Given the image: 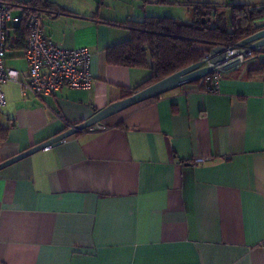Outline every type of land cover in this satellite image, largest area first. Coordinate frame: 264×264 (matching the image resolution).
<instances>
[{"label":"crops","instance_id":"1","mask_svg":"<svg viewBox=\"0 0 264 264\" xmlns=\"http://www.w3.org/2000/svg\"><path fill=\"white\" fill-rule=\"evenodd\" d=\"M157 1L47 0L44 33L87 49L90 85L23 97L6 82L0 162L137 92L151 70L109 66L105 52ZM11 33L5 67L24 81ZM261 66L264 48L222 70L215 92L184 85L2 169L0 264H264V74L249 76Z\"/></svg>","mask_w":264,"mask_h":264},{"label":"trees","instance_id":"2","mask_svg":"<svg viewBox=\"0 0 264 264\" xmlns=\"http://www.w3.org/2000/svg\"><path fill=\"white\" fill-rule=\"evenodd\" d=\"M6 2V1H5ZM158 0L157 3H164ZM9 4L12 9L23 8L21 20L8 26L16 41L14 51H23L28 35L27 17L40 15L48 8L47 0H29ZM191 4V3H190ZM192 24H182L170 17L146 16L141 20H127L123 25L129 30L127 41L108 48L105 52L109 66L149 69L151 76L134 91L144 88L200 61L203 53L216 46H232L250 36L254 21L264 16V8L248 10V6H230L229 16L218 12L208 3L196 4ZM205 10V12L203 11ZM211 13H214L212 16ZM204 19L202 23L201 19ZM264 28L262 25L259 29ZM257 30V29H256ZM264 74V67L249 71V76ZM199 80V81H203ZM127 93V96H130ZM8 130L0 122V144L6 141Z\"/></svg>","mask_w":264,"mask_h":264},{"label":"built area","instance_id":"3","mask_svg":"<svg viewBox=\"0 0 264 264\" xmlns=\"http://www.w3.org/2000/svg\"><path fill=\"white\" fill-rule=\"evenodd\" d=\"M22 13L23 8L19 9ZM12 7L0 0V109L6 105L3 85L6 82H14L19 86L21 96H50L59 92L63 87L69 89H88L90 85L89 64L91 55L86 48L66 49L55 45L44 33L40 15L31 14L27 17L26 25L28 35L25 40L23 59L27 67V78L18 80L15 70L5 67L6 56L10 51V39L8 26L10 25ZM20 17L13 20L16 24ZM253 28V32H255ZM252 32V33H253ZM251 33V34H252ZM225 51L224 62L216 65L213 73L204 78L206 91L215 92L218 87L222 66L238 60L241 63L251 53L244 55L242 50L233 49L231 46H223ZM211 50V49H210ZM203 53L200 61L204 66H212L209 51ZM99 124L93 126L91 131L101 130ZM205 159H197L200 163Z\"/></svg>","mask_w":264,"mask_h":264},{"label":"water","instance_id":"4","mask_svg":"<svg viewBox=\"0 0 264 264\" xmlns=\"http://www.w3.org/2000/svg\"><path fill=\"white\" fill-rule=\"evenodd\" d=\"M214 13H212V16ZM264 20V16H261L256 21ZM202 23L204 19H201ZM264 22H260V25L254 26L255 32L250 34V36L246 37L242 41L232 45L230 47L233 49H240L244 55L248 53H252L254 51L260 50L264 48V28L259 29ZM257 29V30H256ZM225 51L226 49L223 46H216L209 51L210 62L212 66H204V61H199L196 64L188 66L183 70H180L171 76L164 78L143 90L137 91L131 96L122 99L120 101L109 104L103 110L94 114L87 121L69 128V130L47 140L37 146H34L8 160L0 162V171L38 151H41L48 147H54L62 143V141L68 139L71 136H74L78 133L84 132L93 126L102 123L104 120L112 117L113 115L120 113L132 106L145 102L147 100L159 97L160 95L182 87L184 85L191 84L193 82L204 79L205 77L211 75L216 67V65H220L224 62L225 59ZM239 64L238 60H235L231 63H226L222 66V70H228L236 67Z\"/></svg>","mask_w":264,"mask_h":264},{"label":"rangeland","instance_id":"5","mask_svg":"<svg viewBox=\"0 0 264 264\" xmlns=\"http://www.w3.org/2000/svg\"><path fill=\"white\" fill-rule=\"evenodd\" d=\"M257 0H166L164 3L153 4L148 14L155 17H170L182 24H192L196 21L193 18L192 10L196 4L208 3L218 12H223L226 17L229 16V7L238 5H247ZM191 3V4H190ZM205 12V10H203ZM212 15V13H211ZM18 13L13 11L11 17L14 19ZM147 16V15H146ZM264 22V20H261ZM10 24H15L13 21Z\"/></svg>","mask_w":264,"mask_h":264}]
</instances>
